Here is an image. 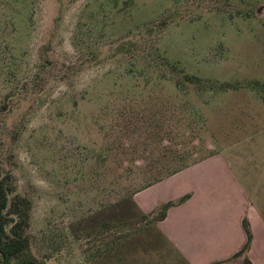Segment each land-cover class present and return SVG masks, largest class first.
Listing matches in <instances>:
<instances>
[{
    "label": "rangeland",
    "instance_id": "374dc122",
    "mask_svg": "<svg viewBox=\"0 0 264 264\" xmlns=\"http://www.w3.org/2000/svg\"><path fill=\"white\" fill-rule=\"evenodd\" d=\"M214 153L264 220V0H0L12 264H188L133 194Z\"/></svg>",
    "mask_w": 264,
    "mask_h": 264
},
{
    "label": "crops",
    "instance_id": "0c3cea01",
    "mask_svg": "<svg viewBox=\"0 0 264 264\" xmlns=\"http://www.w3.org/2000/svg\"><path fill=\"white\" fill-rule=\"evenodd\" d=\"M188 198L166 210L156 226L188 264H218L240 251L247 241L250 264H264V220L226 159L214 153L133 194L148 213L157 204Z\"/></svg>",
    "mask_w": 264,
    "mask_h": 264
},
{
    "label": "trees",
    "instance_id": "16d2710c",
    "mask_svg": "<svg viewBox=\"0 0 264 264\" xmlns=\"http://www.w3.org/2000/svg\"><path fill=\"white\" fill-rule=\"evenodd\" d=\"M10 191L11 188L7 180L0 178V264H12V259L21 256L28 247V238L23 234L24 228L27 226L28 202L26 199L15 198L9 204ZM186 198L188 195H184L176 201L161 202L148 213L139 210L140 217L147 219L149 216H154L152 220L156 223L165 217L168 207L181 203ZM122 203L136 206L132 198L131 200L124 199ZM243 227L247 234V241L242 249L233 255L234 257L249 249L251 232L246 219L243 220Z\"/></svg>",
    "mask_w": 264,
    "mask_h": 264
}]
</instances>
